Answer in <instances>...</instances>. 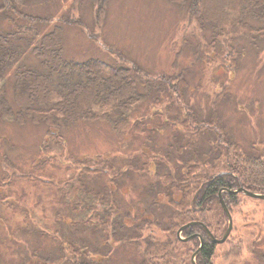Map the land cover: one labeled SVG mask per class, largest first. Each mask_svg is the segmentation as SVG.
I'll use <instances>...</instances> for the list:
<instances>
[{"label":"rangeland","instance_id":"obj_1","mask_svg":"<svg viewBox=\"0 0 264 264\" xmlns=\"http://www.w3.org/2000/svg\"><path fill=\"white\" fill-rule=\"evenodd\" d=\"M41 1L32 0L26 10L47 19L40 25L43 32L53 29L62 17L83 20L85 27L61 22L66 58L85 60L98 56L113 62L118 59L110 51L112 47L151 75L174 71L176 46L173 44L188 27L186 11L178 5L168 0H107L105 14L98 20L92 0ZM14 22L16 27L1 14L0 34L13 32L19 26L26 30L30 25L16 17ZM189 29L193 31L194 26ZM86 30L91 33L87 34ZM197 35L200 38L203 32L188 36L189 44L184 46L179 58L181 65L188 68L181 104L166 91L149 97L135 106L128 125L119 132L102 120H80L64 131L65 144L61 148L52 144L49 161L39 162L43 157L44 125L28 122L20 126L0 120V198L8 202L0 203V264H71L70 259H77L79 254L75 251L80 249L102 264L140 262L141 251L144 253L148 247L140 240L150 234L160 241L169 236L166 228L171 216L170 194L174 197L179 194L173 178L180 173L187 175L189 168L182 152L172 150L171 145L178 136L184 147L192 133L200 132L190 123L188 107L198 113L199 119H205L216 102L228 138L240 144L244 151L253 150V153L262 149L253 154L263 156L264 38L256 43L240 39L243 54L237 69L231 71L217 65L221 63L219 58L212 66L195 61ZM20 44L25 47L26 41ZM24 51L25 62L35 61L28 55L29 46ZM223 84H227V93ZM137 121L143 123L140 131L134 128ZM208 138L199 134L201 149L215 143ZM79 158L99 162L108 158L107 166L100 163L102 172L98 176L101 187L107 189L99 190L98 197L91 200L94 209L92 204L91 208L85 206V201L74 206L71 197L60 203L56 188L73 177L74 160ZM143 165L152 172H143ZM122 168L129 173L120 176L117 184H111L112 176L118 175ZM4 174L12 178L10 185L1 186ZM23 174L38 177L40 181L24 179ZM238 196L241 203L232 207L233 231L228 241L237 243L236 236L241 237L242 247L219 244L213 264H264V199ZM104 199L117 205L111 215L119 235L111 230V225L108 231L96 227L104 219L107 208ZM96 214L101 215V220L92 222V215ZM256 224H261L262 230H254ZM256 231H262L259 238ZM242 233H253V237L247 234L245 238ZM254 239L258 240L249 247L248 242ZM232 246L238 249L236 255L229 253ZM174 256L176 264H181L179 255Z\"/></svg>","mask_w":264,"mask_h":264},{"label":"trees","instance_id":"obj_2","mask_svg":"<svg viewBox=\"0 0 264 264\" xmlns=\"http://www.w3.org/2000/svg\"><path fill=\"white\" fill-rule=\"evenodd\" d=\"M31 1L0 0V15L3 14L6 20L14 25V17L30 22L26 30L19 26L13 32L0 34V120L20 126L28 122L44 125L45 139L41 143L43 157L39 162L49 161L52 144L61 148L65 144L64 131L80 120H102L112 130L119 132L128 125L135 106L149 97L166 91L181 104L187 87L188 68L181 65L179 58L184 46L189 44L188 36L191 33L203 32L200 38L197 35L199 39L193 52L195 61L197 59L201 64L212 66L219 58L221 63L217 65L231 71L237 69L239 58L243 54L239 40L256 43L264 38V0H168L185 9L188 27L180 40L173 44L174 48L176 46L172 64L174 71L170 74L151 75L112 47L110 51L118 59L113 62L98 56H90L85 60L66 58L61 24L74 22L85 27L82 18H59V23L53 29L43 32L40 25L46 23L47 19L27 13L26 9ZM92 1L95 17L100 20L105 14L107 0ZM189 26H194V30L191 31ZM89 33L91 32L87 31ZM22 41H26L25 47L20 44ZM28 46V55L33 56L35 61L27 63L23 59L26 52L24 49ZM13 67L14 70L10 71ZM222 88L227 93V84H223ZM187 109L190 123L200 131L199 134L208 136L209 141L213 140L215 143H210L207 149H201L199 134L192 133L186 146L181 147V139L175 137L176 143L171 145V149L177 153L182 152L185 156L183 161L189 168L186 170L187 175L180 173V176L173 178V185L177 186L179 194L178 197L170 194L171 216L170 224L166 228L169 236L165 241H160L150 234L140 240L148 245L144 253L141 251L143 259L129 264H176L175 254L179 255L181 264H193L189 259L188 246L198 245L199 241L195 239L191 243H185L177 237L178 229L189 222L199 221L220 238L228 227L219 198L221 190L230 212L241 200L237 194L223 190L242 186L253 192L264 193V152L263 156L253 154L263 150H255L253 153V150L244 151L240 144L228 138L216 102L212 105L209 117L205 119H199L198 113L190 107ZM141 123L142 121H137L134 124L136 131L141 130ZM74 161L76 173L63 186L56 188L60 203H66L67 198L71 197L74 206L82 205L85 201V206L91 208L92 204L94 209L91 200L98 197L99 190L107 189L101 187V177L98 176L102 172L100 163L107 166L108 158H102L100 162L92 158H79ZM92 167L95 169L92 170ZM141 169L146 173L152 172L146 165ZM128 173L129 171L125 172V168H122L118 175L112 176L110 183L117 184V179ZM22 176L24 179L40 181V178L29 174ZM11 181L12 178L4 174L1 186L7 183L10 185ZM152 188L154 189L153 186ZM6 200L0 198V203H8ZM106 202L103 222L100 221V214L92 215L91 221L100 218V222L96 223L97 228L108 231V226L111 225V230L119 235L120 231L114 230L116 224L111 215L117 205L109 200H105L103 204ZM119 229L122 230L123 226H119ZM196 231L204 234L205 242L198 255L199 259H195V262L209 264L213 261L209 258L214 255L216 245L209 241L200 225L187 228L184 235ZM235 241L230 240L227 243H233L237 247L241 245L240 240L237 243ZM233 248L234 246L229 248V253L236 255L238 249ZM83 251H75L79 257L70 259L71 264H102L95 256Z\"/></svg>","mask_w":264,"mask_h":264},{"label":"water","instance_id":"obj_3","mask_svg":"<svg viewBox=\"0 0 264 264\" xmlns=\"http://www.w3.org/2000/svg\"><path fill=\"white\" fill-rule=\"evenodd\" d=\"M227 191H228V193H230V194H238V193L242 192V193H244L246 196H249V197H251V198L264 199V193L252 192V191H250V190L245 189V188L242 187V186H241L240 188H238V189H235V190H227ZM219 198H220V201H221L222 208H223V210H224V212L226 213L227 218H228V227H227L225 233L223 234V236H222L221 238H215V237L213 236V234L211 233V231L208 229V227H207L204 223L199 222V221H192V222H189V223H187V224L181 226V227L178 229V231H177V237H178L180 240H183V241H189V240H191L192 237H189V238H183V237L181 236V235H182V232H183L184 230H186L187 228L192 227V226H194V225H200V226L204 227L205 229H207L208 234H209V236H210V238H211L212 241H214V242L217 243V244H223V243L228 239V237L230 236V234H231V232H232V230H233V218H232V215H231L229 209L227 208V206H226V204H225V202H224V200H223V198H222V190H221V192L219 193ZM202 242H203V240H202ZM200 248H201V247H200ZM200 248H199V249L193 254V259H192L193 264H196L194 258H195V256H196V254L200 251Z\"/></svg>","mask_w":264,"mask_h":264},{"label":"flooded vegetation","instance_id":"obj_4","mask_svg":"<svg viewBox=\"0 0 264 264\" xmlns=\"http://www.w3.org/2000/svg\"><path fill=\"white\" fill-rule=\"evenodd\" d=\"M240 188V187H239ZM236 189H238V188H236ZM227 190H235V189H225V190H223V192L224 191H226L227 193H228V191ZM253 192V191H252ZM239 194H243V195H245L244 193H242V192H240V193H238L237 195H239ZM230 211V210H229ZM231 213V212H230ZM226 214V213H225ZM226 217H227V215H226ZM228 219V218H227ZM259 225H261V224H256V225H254L255 226V229L254 230H257V229H259V230H262V228L263 227H259ZM244 228H247V226H244ZM203 230L205 231V233H206V236H207V238L209 239V241H211L213 244H215L216 245V248H215V252H214V255L211 257V258H209V259H216L217 257H216V250H217V247H218V245L219 244H217V243H215L214 241H212L211 240V238H210V236H209V234H208V231H207V229H205L204 227H203ZM185 231V230H184ZM184 231L182 232V237L183 238H189V237H192L191 238V240H189V241H184L185 243H191L193 240H198L199 241V243H198V245H195V246H192V245H189L188 247H189V249H190V256H189V259H193V254L200 248V251L196 254V256H195V258L194 259H199V257H198V255L201 253V250H202V247H203V245H204V242H205V239H204V234L203 233H200V232H193V233H191V234H189V235H184ZM211 231V230H210ZM233 231V230H232ZM238 232V231H237ZM253 232H255V231H253ZM257 232V238H259L260 237V234L262 233V231H256ZM211 233L213 234V236L215 237V238H219V237H217V236H215V234L211 231ZM231 234H232V232H231ZM231 234H230V236H231ZM243 235H244V237L245 238H247L246 236H247V234L251 237V239H252V237H253V233H242ZM230 236L228 237V239L230 238ZM250 237H248V238H250ZM221 238V237H220ZM236 238H238V240H241V237H237L236 236ZM228 239L223 243V244H225V243H227V241H228ZM202 240H203V242H202ZM258 239H254L251 243L250 242H248V246L250 247V246H252L253 245V243H255L256 241H257ZM195 247V248H194ZM209 264H213V261H211V262H209Z\"/></svg>","mask_w":264,"mask_h":264}]
</instances>
